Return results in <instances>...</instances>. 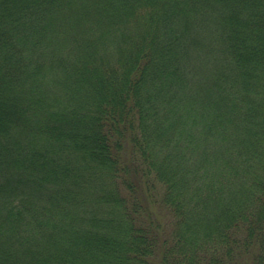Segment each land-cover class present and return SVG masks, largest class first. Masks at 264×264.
<instances>
[{
  "label": "trees",
  "instance_id": "1",
  "mask_svg": "<svg viewBox=\"0 0 264 264\" xmlns=\"http://www.w3.org/2000/svg\"><path fill=\"white\" fill-rule=\"evenodd\" d=\"M0 264H264V0H0Z\"/></svg>",
  "mask_w": 264,
  "mask_h": 264
}]
</instances>
